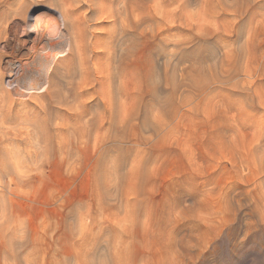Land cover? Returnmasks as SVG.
I'll return each mask as SVG.
<instances>
[{"label": "rangeland", "instance_id": "374dc122", "mask_svg": "<svg viewBox=\"0 0 264 264\" xmlns=\"http://www.w3.org/2000/svg\"><path fill=\"white\" fill-rule=\"evenodd\" d=\"M18 2L0 264H264V0H128L110 40L100 8Z\"/></svg>", "mask_w": 264, "mask_h": 264}, {"label": "bare ground", "instance_id": "6f19581e", "mask_svg": "<svg viewBox=\"0 0 264 264\" xmlns=\"http://www.w3.org/2000/svg\"><path fill=\"white\" fill-rule=\"evenodd\" d=\"M5 1V0H4ZM19 1V0H18ZM17 0H13V1H11V0H9V1H7V2H5V3H7V6L5 5V7H6V9H4L3 10V13H1L0 14V36L3 34V33H7V34H9L10 33V28L12 29V27L14 26L13 24H14V22L12 21V18H14V16L16 17H19V18H21V19H23V21L24 22H26V20H27V18H29L28 16V11H27V8H24V5L22 6V4H21V6L23 7H21L22 8V11L21 10H18L17 8V10L16 9H14V7H15V5L17 4V2H18ZM58 1H60V0H58ZM2 2V1H1ZM28 2V1H27ZM74 2L76 3L75 5H77V4H87V6L89 7V11H88V13H87V15H86V17H87V20H90L93 16H95L96 14H97V8L99 9H101V10H99V11H101V14H104L105 15V18L106 19H109V20H111V22H112V26L114 27V26H116V23L117 22H119V21H121V22H123L122 20H119V19H123V18H126L127 17V15L129 14V6H128V0H104L103 2H101V3H99V1L98 0H74ZM19 3V2H18ZM36 3V2H35ZM27 7V6H26ZM61 7H62V5H61ZM20 8V7H19ZM63 8V7H62ZM68 11H66L65 9L61 12V13H59V12H56L57 13V19L54 17V18H51V17H49L48 16V18H50V19H55V21H53L52 22V20H51V22H52V24H53V27L54 28H56L58 31L56 32L55 31V33H56V35L58 36V37H60V39H62L63 38V32L64 33H66V34H69V27H71L72 25L74 26L75 24H73V19H71L72 18V14L71 15H69L68 13H67ZM43 13V12H42ZM48 13V12H47ZM50 13V12H49ZM50 15V14H49ZM52 15V14H51ZM50 15V16H51ZM2 18H4V19H2ZM14 20V19H13ZM32 22V20L31 19H29V21H28V23L29 22ZM27 23V22H26ZM27 23V24H28ZM115 24V25H114ZM33 25V24H32ZM63 27V29L65 30V31H61V28ZM111 26V27H112ZM15 27V26H14ZM61 27V28H60ZM110 27V28H111ZM125 28V27H124ZM12 31H14V30H12ZM61 32H62V34H61ZM117 32V28L116 27H114V28H112V29H109V31L107 32L108 34V37H107V39L108 40H110V39H112V35H114L115 33ZM75 32H73V34H74ZM54 34V33H53ZM68 37V36H67ZM1 38V37H0ZM13 39V38H12ZM114 40V39H113ZM15 42V41H14ZM81 42V40H80V38H79V36H76V39H75V45L76 46H78L79 45V43ZM110 42H112V40L110 41ZM81 46V45H80ZM103 49H104V53H106V54H111V52L113 51L112 50V47L110 46L109 47V45L108 44H106L105 43V45L103 46ZM35 50V49H34ZM37 50V49H36ZM77 50V49H76ZM28 51V50H27ZM38 51V50H37ZM36 51V52H37ZM41 52V51H40ZM79 52V51H78ZM3 53V52H2ZM36 55H37V53H36ZM78 56H79V54H78ZM35 57V56H34ZM36 57H38V55L36 56ZM80 58V60H79V70H80V73H82V72H84V69L86 68V66H85V64H86V62H85V60L81 57V56H79ZM103 58L104 59H106V56L105 55H103ZM35 59V58H34ZM46 59V58H45ZM40 60V59H39ZM43 60V59H42ZM70 61V60H69ZM90 61H93L94 63L95 62H97V61H101V57H100V55L99 54H95V52L93 51V55L91 56L90 55V57H88V60H87V62H88V64L90 63ZM36 62H38V61H36ZM39 62H41V61H39ZM28 65V64H27ZM27 65H25V67L27 66ZM82 66V71H81V66ZM28 67V66H27ZM26 67V68H27ZM30 67V66H29ZM31 69H32V67H31ZM78 69V68H77ZM26 70V69H25ZM73 70L72 69H68V71L66 72V75H69V74H72L73 72H72ZM76 71L77 70H75L74 71V73L73 74H75L76 73ZM72 72V73H71ZM107 73H108V71H107ZM70 76V75H69ZM4 77V76H3ZM0 79L2 80L1 82H0V100L2 101V100H5V105L8 107V110L6 109V114L8 115V117L10 116L9 115V113H8V111L10 110V107L8 106V105H10V106H13V107H15L14 105H15V102L13 101V98L11 97V96H13V94L11 93V91H10V89L8 88L10 85H9V82H7L8 84H6V79H3L2 78V76H1V74H0ZM73 83V82H72ZM12 89V88H11ZM54 91H56L55 89H54ZM12 94V95H11ZM55 97V96H54ZM56 97H58V100L57 101H59V102H64L65 101V99L67 100V97H68V94H62V93H59L58 95H56ZM14 104V105H13ZM4 107V106H3ZM6 107V108H7ZM14 109V108H13ZM23 111H25V116H26V120L27 121H31V118H30V116H29V113H30V108H29V105H26V106H24L23 107ZM3 114V113H2ZM12 116L14 115V113L13 114H11ZM0 122L1 123H3L4 122V119L2 118V115L0 114ZM29 129V127H27V131H26V134H27V136H29V134H30V130H28ZM7 134H9V131H7ZM4 135V134H3Z\"/></svg>", "mask_w": 264, "mask_h": 264}]
</instances>
